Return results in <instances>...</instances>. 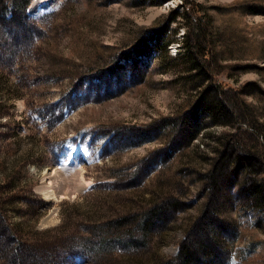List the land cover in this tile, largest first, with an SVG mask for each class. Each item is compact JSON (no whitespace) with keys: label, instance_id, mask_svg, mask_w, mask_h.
<instances>
[{"label":"rangeland","instance_id":"1","mask_svg":"<svg viewBox=\"0 0 264 264\" xmlns=\"http://www.w3.org/2000/svg\"><path fill=\"white\" fill-rule=\"evenodd\" d=\"M257 3L30 0L21 40L0 29V59L14 48L0 64V264H177L201 233L217 235L191 264H264L249 191L264 178ZM256 148L245 175L225 167L221 153ZM204 211L208 230L192 229ZM10 238L24 243L13 253Z\"/></svg>","mask_w":264,"mask_h":264},{"label":"trees","instance_id":"2","mask_svg":"<svg viewBox=\"0 0 264 264\" xmlns=\"http://www.w3.org/2000/svg\"><path fill=\"white\" fill-rule=\"evenodd\" d=\"M4 2H6L5 0H0V29L6 28L8 27V24L10 23V27L8 29L9 33L13 34L11 38H16V40H19L20 38L17 29H22V28H30L29 25V21L31 20L30 16H28L27 14V6L30 2V0H10L9 2V8L8 10L6 9V5L4 4ZM258 7L261 8H257V9H262L264 8V3H257ZM253 10V9H252ZM251 10V12H252ZM256 10V9H255ZM253 10V11H255ZM17 26V27H16ZM1 33V31H0ZM30 35V34H29ZM24 37V40H26L28 38V36ZM217 37H221L222 38V43L223 44H228L230 42V40L232 39L231 37L228 38H224V34L219 33L217 35ZM9 38V39H11ZM21 40V39H20ZM10 44L9 42H7V40H5V38H1L0 37V50L4 49L5 45ZM223 45H221L220 47H222ZM188 48V45L185 43V49ZM12 50H14V48L11 47V50H8V52L3 53L2 54V59H0V64L3 65L4 68H6L9 64L8 60L11 58L12 56ZM189 50L186 51V54L189 55ZM216 86L218 87V84H216ZM259 89V88H258ZM212 98V97H211ZM211 98H209L208 100L204 101V107H210L209 109H213L216 108L217 105H219V108H217V111H222L223 107H221L220 102H217V100L215 98H212L214 103H216L215 107H211L208 104V101L212 100ZM255 115V114H254ZM264 146V144H263ZM258 149H262V148H256V150L254 152L247 150L245 152H236L235 151H231V152H223L221 153L222 157H225L226 163H225V167L227 168L228 165L235 167L236 165H240L241 169L244 171L243 175H245V173L248 170H251V168L254 167V161L256 160V154H258ZM233 155H232V154ZM247 160V162H245ZM217 164V163H216ZM263 165V163H262ZM217 167L213 166L211 171H209L208 173V178L209 180H207L208 184H210L211 187H213L212 185L215 183H217L214 171L216 169L218 176L217 179L219 178H223V172L222 170H219L218 165H216ZM224 167V168H225ZM237 168V167H235ZM222 173V174H221ZM250 173V172H248ZM247 173V174H248ZM253 173H255L253 171ZM251 183H250V188L249 191L250 193H254L256 194V204L254 206V208H256L257 210H262L264 209V178L262 177H254L253 175H251ZM242 189H244V184L241 185ZM240 187V188H241ZM212 190V189H211ZM263 193V194H262ZM159 208V207H158ZM157 208V209H158ZM162 208V207H161ZM159 208V209H161ZM158 209V210H159ZM157 210V211H158ZM203 214V215H202ZM198 220H196L193 223V228H200V229H206L208 230V223H202L204 221L205 218V211L202 213ZM100 234V233H99ZM192 235V234H191ZM203 235V236H202ZM214 235H217V233H214L213 235H209L208 233H201V237L198 236H193L190 240V238L184 239V241L181 243L180 248L178 250L177 255L175 256V258L177 259L176 262L177 264H191L193 257L197 254V252H201L202 250H206L207 246H206V242L209 238H212ZM100 236V235H99ZM10 237V236H9ZM191 237V236H190ZM9 239V238H7ZM11 241H9L10 244L13 245H8L10 247V252L13 253L14 251H18V247H20L21 244H24L20 241V239H16L14 240L13 238ZM6 251V249H5ZM211 259H214L213 255L212 257H210ZM5 259V263L4 264H19L20 260H18V263L15 261L14 255L10 254V253H6L4 256ZM165 264H171L169 261H167Z\"/></svg>","mask_w":264,"mask_h":264},{"label":"bare ground","instance_id":"3","mask_svg":"<svg viewBox=\"0 0 264 264\" xmlns=\"http://www.w3.org/2000/svg\"><path fill=\"white\" fill-rule=\"evenodd\" d=\"M76 151H83L84 153L87 152V151L84 150V149H79V148L76 147V146H71V148H70V152H69L70 156H72ZM61 168H62L63 170H62V174L60 175V177L63 179V181H65V180H69V181H70V180H71V181L75 180V179L73 178L74 172L70 171L68 167H63V166H61ZM54 174H55V173H54ZM56 176H57V174H56ZM48 194H49L48 191L44 192V195H45L46 197H47Z\"/></svg>","mask_w":264,"mask_h":264},{"label":"water","instance_id":"4","mask_svg":"<svg viewBox=\"0 0 264 264\" xmlns=\"http://www.w3.org/2000/svg\"><path fill=\"white\" fill-rule=\"evenodd\" d=\"M61 165L62 164H59V165H56V167H55V173L58 175V176H60L61 174H62V168H61Z\"/></svg>","mask_w":264,"mask_h":264}]
</instances>
